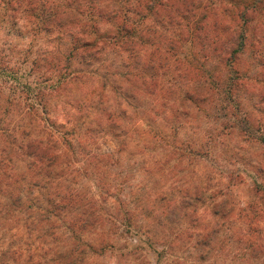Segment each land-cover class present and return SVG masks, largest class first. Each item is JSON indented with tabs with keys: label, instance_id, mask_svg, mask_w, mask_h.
I'll use <instances>...</instances> for the list:
<instances>
[{
	"label": "clouds",
	"instance_id": "clouds-1",
	"mask_svg": "<svg viewBox=\"0 0 264 264\" xmlns=\"http://www.w3.org/2000/svg\"><path fill=\"white\" fill-rule=\"evenodd\" d=\"M0 264H264V0H0Z\"/></svg>",
	"mask_w": 264,
	"mask_h": 264
}]
</instances>
